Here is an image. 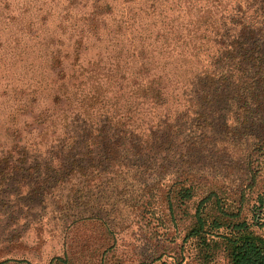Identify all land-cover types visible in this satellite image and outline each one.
Returning <instances> with one entry per match:
<instances>
[{"label":"trees","instance_id":"16d2710c","mask_svg":"<svg viewBox=\"0 0 264 264\" xmlns=\"http://www.w3.org/2000/svg\"><path fill=\"white\" fill-rule=\"evenodd\" d=\"M2 59L16 78L0 88V214L27 225L49 205L64 231L99 236L98 261L116 207L100 176L116 168L148 241L155 192L204 264H264V191L244 207L264 174V0H0ZM235 148L238 184L207 169Z\"/></svg>","mask_w":264,"mask_h":264},{"label":"rangeland","instance_id":"374dc122","mask_svg":"<svg viewBox=\"0 0 264 264\" xmlns=\"http://www.w3.org/2000/svg\"><path fill=\"white\" fill-rule=\"evenodd\" d=\"M8 68L4 59L0 60V88H4L13 80V69ZM217 157L224 167L218 165ZM239 157L240 150L236 148L232 151L230 149L217 153L214 151L211 155L214 161L211 159V165L207 166V169L213 175L224 176L233 184H238V179L245 181L246 178L245 166L236 161ZM113 171L116 172L100 176L103 183L101 182L102 185L98 189L102 191L105 202L116 203L115 208H105L100 212V216L114 231L115 243L103 256L97 254L99 262L96 261L94 251L98 249L100 240L97 234L91 232V227L87 224L77 225L71 231H64L69 220L64 223L59 213H52L49 205H45L39 216H33L38 223L35 220L25 225L26 218L23 215L18 216L16 220H10L8 216L0 214V264H24L21 260H26L29 264H65L53 262L57 257L63 259L65 251L71 258L66 264H204L198 249L186 242L182 224L173 227L165 219H160L159 195L155 192L152 193L155 197L151 200V207L148 206L144 220L150 223V229L155 233L154 239L158 243L145 238L144 232H141L143 222L137 221L131 213L132 198L135 194L131 193L133 187L125 184L132 176V172L128 174L116 168ZM124 178L126 181L121 182ZM256 191H264V174L255 183L252 199L244 206L246 210L251 209ZM253 230L264 237L263 227L256 225ZM82 234L83 238L88 240L85 246L79 243ZM9 240L12 241L8 243ZM209 264L228 263L226 258L219 254Z\"/></svg>","mask_w":264,"mask_h":264}]
</instances>
